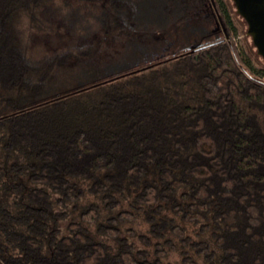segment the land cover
Instances as JSON below:
<instances>
[{"label":"trees","instance_id":"1","mask_svg":"<svg viewBox=\"0 0 264 264\" xmlns=\"http://www.w3.org/2000/svg\"><path fill=\"white\" fill-rule=\"evenodd\" d=\"M55 2L0 0V264H264V78L219 0L223 36L27 101L100 52L33 54Z\"/></svg>","mask_w":264,"mask_h":264},{"label":"rangeland","instance_id":"2","mask_svg":"<svg viewBox=\"0 0 264 264\" xmlns=\"http://www.w3.org/2000/svg\"><path fill=\"white\" fill-rule=\"evenodd\" d=\"M55 1L48 8L46 28L33 32V54L39 56L101 39L100 52L92 59L72 62L68 67L59 69L56 77L40 93L26 98L27 101H41L94 81L146 60L163 48L169 50L176 45L193 43L200 35H209L211 32L223 36L222 25L215 24L214 16L207 14L212 9L207 5L209 0H102L95 3L83 0ZM129 2L134 6V16L124 26L130 31L125 36L119 33L115 17L126 12L125 5ZM219 3L224 14L228 13L230 20L242 32L232 35L238 51L251 69L264 78V61L256 54L251 39L246 35V25L236 14L232 1L219 0ZM174 39L177 41L174 42ZM0 170L4 173V166ZM4 177L1 176L0 181ZM0 195H3L1 188ZM8 198L11 200L10 196ZM98 202L97 197L85 194L76 202V206L80 209L89 203ZM68 219H76V213L73 212ZM170 260L179 264L175 255L170 256Z\"/></svg>","mask_w":264,"mask_h":264},{"label":"water","instance_id":"3","mask_svg":"<svg viewBox=\"0 0 264 264\" xmlns=\"http://www.w3.org/2000/svg\"><path fill=\"white\" fill-rule=\"evenodd\" d=\"M231 1L236 14L246 25V35L251 39L256 54L264 61V0Z\"/></svg>","mask_w":264,"mask_h":264},{"label":"flooded vegetation","instance_id":"4","mask_svg":"<svg viewBox=\"0 0 264 264\" xmlns=\"http://www.w3.org/2000/svg\"><path fill=\"white\" fill-rule=\"evenodd\" d=\"M209 7H211L212 9V11L210 10L207 14H209V15H211V16H214V23L216 24H218V23H220V25H222V23L220 22V18L217 16V15H215V12H214V10H213V4L210 2L209 4H207ZM217 17V18H216ZM215 30V29H214Z\"/></svg>","mask_w":264,"mask_h":264}]
</instances>
